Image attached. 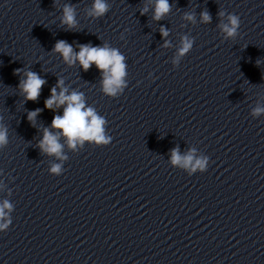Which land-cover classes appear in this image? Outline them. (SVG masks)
<instances>
[{
  "label": "clouds",
  "instance_id": "obj_1",
  "mask_svg": "<svg viewBox=\"0 0 264 264\" xmlns=\"http://www.w3.org/2000/svg\"><path fill=\"white\" fill-rule=\"evenodd\" d=\"M109 11V4L106 0H93L92 6L89 10V15L93 17H102ZM147 9L141 10V15L146 13ZM171 11V5L169 0H155V6L153 10V20L159 21L164 18ZM222 18L224 13H218ZM201 23H211V14L207 11H202L200 14ZM185 19L189 21L194 20L193 15H186ZM62 22L68 26V30H71L76 25L75 9L72 5L66 4L63 8V20ZM241 25L240 17L236 14H228L226 22H223L220 26L222 32L225 34V38H236L238 30ZM161 36L167 37L169 32L163 26L160 29ZM167 46V41H165ZM193 47V40L187 36L181 40V47L178 50V55L183 56L188 53ZM52 51L59 53L64 61L69 65L79 61L81 68L87 71L93 64L102 73V89L103 92L115 96L124 85V77L126 76L125 57L120 53L118 49L111 48L107 44L103 46H91L90 44L79 45V51L76 52L72 44H69L65 40H58ZM21 69H16L15 74L20 75ZM25 78L22 79L18 85L24 95L25 101H37L40 97L41 90L46 81L38 73L34 71H27L24 74ZM63 80L58 79L57 84L52 87L49 98L45 100V107L53 112L56 109L63 107V115H54L51 121V129L60 130L59 133H54L49 128H44L43 138L39 141V148L42 153L48 155H55L60 159H66L62 155V145L59 143V136L63 135L68 138L69 146L76 147L79 142H95L98 145H108L110 137H106L104 134L105 119L96 114L95 110L91 107H85V101L83 94L72 92L67 94L68 89L63 87ZM60 89L57 92V89ZM40 109L28 113V120L31 122L40 113ZM264 114V107H257L253 110V115L258 116ZM8 144L7 128L0 127V149H3ZM191 150L188 154L182 156L179 153L178 148L173 149L171 152V162L173 165H183L188 167L192 166L193 171L199 169L201 173L207 171L206 164L209 158L194 159L193 152ZM51 172L59 175L61 172L60 165H53ZM191 176V174H189ZM12 205L5 201L3 205H0V231L8 228L10 221L5 222L7 213L5 209L11 210Z\"/></svg>",
  "mask_w": 264,
  "mask_h": 264
}]
</instances>
